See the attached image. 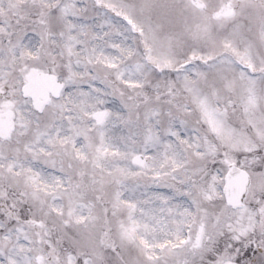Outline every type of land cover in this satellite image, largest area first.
Listing matches in <instances>:
<instances>
[{"label":"snow or ice","instance_id":"1","mask_svg":"<svg viewBox=\"0 0 264 264\" xmlns=\"http://www.w3.org/2000/svg\"><path fill=\"white\" fill-rule=\"evenodd\" d=\"M0 264H264V0H0Z\"/></svg>","mask_w":264,"mask_h":264}]
</instances>
